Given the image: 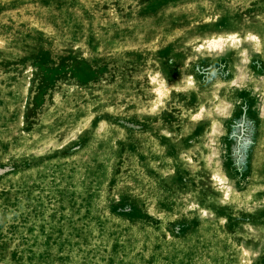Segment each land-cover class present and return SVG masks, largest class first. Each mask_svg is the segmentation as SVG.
Wrapping results in <instances>:
<instances>
[{
	"label": "rangeland",
	"instance_id": "rangeland-1",
	"mask_svg": "<svg viewBox=\"0 0 264 264\" xmlns=\"http://www.w3.org/2000/svg\"><path fill=\"white\" fill-rule=\"evenodd\" d=\"M0 264H264V0H0Z\"/></svg>",
	"mask_w": 264,
	"mask_h": 264
},
{
	"label": "bare ground",
	"instance_id": "bare-ground-1",
	"mask_svg": "<svg viewBox=\"0 0 264 264\" xmlns=\"http://www.w3.org/2000/svg\"><path fill=\"white\" fill-rule=\"evenodd\" d=\"M237 39V35L235 36L234 34H227V35H220L218 38L212 39V40H208V43L210 44L211 42H213L212 44H214V42H216L217 40L220 42V40L225 41V40H235Z\"/></svg>",
	"mask_w": 264,
	"mask_h": 264
}]
</instances>
